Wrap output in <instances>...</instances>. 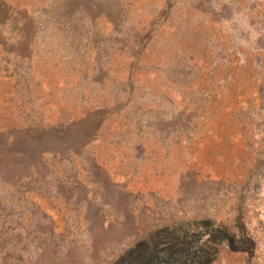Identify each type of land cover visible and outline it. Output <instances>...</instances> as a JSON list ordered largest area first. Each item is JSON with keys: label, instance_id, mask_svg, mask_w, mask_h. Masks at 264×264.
Masks as SVG:
<instances>
[{"label": "rangeland", "instance_id": "obj_1", "mask_svg": "<svg viewBox=\"0 0 264 264\" xmlns=\"http://www.w3.org/2000/svg\"><path fill=\"white\" fill-rule=\"evenodd\" d=\"M212 223L264 264V0H0V264Z\"/></svg>", "mask_w": 264, "mask_h": 264}, {"label": "trees", "instance_id": "obj_2", "mask_svg": "<svg viewBox=\"0 0 264 264\" xmlns=\"http://www.w3.org/2000/svg\"><path fill=\"white\" fill-rule=\"evenodd\" d=\"M199 228L179 224L159 235L151 233L128 248L115 264H207L217 252V237L231 243L234 239L227 225L214 227L212 223L207 231Z\"/></svg>", "mask_w": 264, "mask_h": 264}]
</instances>
